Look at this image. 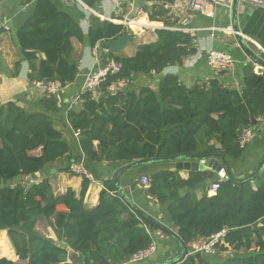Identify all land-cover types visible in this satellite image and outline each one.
<instances>
[{
    "label": "trees",
    "instance_id": "16d2710c",
    "mask_svg": "<svg viewBox=\"0 0 264 264\" xmlns=\"http://www.w3.org/2000/svg\"><path fill=\"white\" fill-rule=\"evenodd\" d=\"M83 1L90 7L97 2ZM22 2L30 6V15L17 30V42L22 59L29 62L31 80H53L66 86L80 72L73 38L96 47L129 32L123 24L91 15L85 33L80 23L85 15L80 10L74 14L58 0ZM143 10L149 20L171 25L164 17L169 10L161 5ZM156 32L157 40L141 44L133 56L109 50L110 58L121 63L120 71L100 84L97 96L86 92L80 109L68 112L72 128L79 131V146L86 164L212 151L235 160L242 158L246 147L240 146V134L254 119L264 116V72L256 73L254 66H246L240 90L225 86L218 79L188 87L172 74L162 77L158 91L148 86L110 89L118 81L182 64L185 57L196 53L189 32L168 28ZM40 53L45 55L43 59L39 58ZM20 64L21 61L16 63V70ZM41 104L36 110H26L13 101L0 105V183L7 182L0 187V230L8 231L15 252L23 261L2 257L0 264H62L66 260L65 247L36 229L41 219L51 221L58 239L81 254V264L126 262L153 240L146 226H157L118 192L111 193L117 191L112 180L106 182L99 204L93 208L84 201L90 184L88 177L83 178L79 193L70 187L59 195L54 193L48 178L28 189L23 182L8 184L17 177L44 170L71 152L72 144L52 118L51 113L59 109L57 98L48 94ZM38 148L39 155L31 154ZM164 162L170 168L149 176L147 192L160 204L168 205L172 223L186 247L184 258L174 264H264V169L255 178L239 183L218 180L214 195L198 198L196 190L210 173L191 171L184 178L179 170L171 168L172 160ZM65 169L69 171V165ZM222 229H227V233L219 249L227 251L232 247L235 254L217 261L214 255L189 252L188 244L193 239Z\"/></svg>",
    "mask_w": 264,
    "mask_h": 264
},
{
    "label": "crops",
    "instance_id": "0c3cea01",
    "mask_svg": "<svg viewBox=\"0 0 264 264\" xmlns=\"http://www.w3.org/2000/svg\"><path fill=\"white\" fill-rule=\"evenodd\" d=\"M58 1L63 7L74 14L80 11L84 13L85 16L80 18V23L83 31L87 33L90 27V17L95 14L81 8L78 2L77 4L79 6L77 5L76 7L67 0ZM189 1L176 0L175 4L172 5L159 1L147 2L146 0H97L96 6L91 7V9L116 19H119L122 13H126L131 4L142 9L143 7L152 9L154 6L161 5L169 10L168 14L164 17L171 25H166L161 20H149L148 16L139 17V21L136 23H146L150 26L144 30L145 32L138 33L139 35H136L133 40L126 44L120 52L124 56H133L141 44L156 41L158 38L156 30L159 28L172 29L177 26H185L184 28L196 30V35L193 36L196 53L185 57L182 64L168 65L160 73L153 72L150 75H137L129 80L118 81L111 86V90L122 89L125 86L132 88L148 86L158 91L162 77L167 74L177 76L188 87L195 83H208L212 79H218L223 85L240 90L243 87L246 66H254L255 72L258 74L264 72V68L254 63L243 50L237 36L233 33L234 31L228 30V28L236 25L247 46L264 60L263 7L251 8L238 1L235 12L232 10V5H217L214 8V14L210 16L191 8ZM28 7L30 8L22 0H0V105L13 101L26 110H36L42 107L41 99L44 96H48V94L45 90L33 86L32 80L29 77L31 73L29 62L22 59L21 50L17 42V30L24 19L30 15ZM116 7L117 9L115 11ZM146 18L150 23L145 20ZM136 23H133L136 28L141 26L136 25ZM73 45L75 48V56L79 60L80 72L74 82L63 86L61 101L58 103L59 109L51 113L55 126L62 132L64 138L72 144V149L63 159L48 165L42 171L36 172L38 173L36 175L39 176L38 181L45 178L50 180L56 195L65 193L70 187L78 193L82 188L84 177L73 174L65 169L69 165V161L74 159L73 157L70 158L71 155L83 156V152L79 146V137L74 135V129L68 119V112L71 109L78 110L81 107L73 105L72 101L80 93L86 75L92 70L106 64L110 58L107 48H102L99 45L96 47L84 45L76 38H73ZM210 49L230 53L235 59L232 70L220 73L214 71L207 63V52ZM38 56L40 59L45 57L42 53ZM18 61H21V64L16 70L15 65ZM252 128L255 131V137L246 146L245 155L237 160L227 157L234 174L239 178L252 173L264 156V116ZM214 142L213 140L210 143ZM216 146L219 148L220 144L216 142ZM40 153V148L31 151V154L34 155H39ZM130 163L133 162L102 161L92 162L87 165L91 173V178H89L90 184L86 191L84 201L88 208H93L99 204L100 193L106 188V182L112 180L115 183L114 176L116 172ZM167 168H170V164L164 161L136 164L130 169L123 170L120 173L119 181L128 198L134 203V206L146 214L151 215L155 220L163 223L170 230L178 233L168 212V205L160 204L155 198L149 195L147 187L141 182L142 175L151 176L152 173ZM171 168L173 170L176 169L174 162L171 164ZM190 172L187 170H179L180 175L184 178H187ZM206 172L212 175V172ZM33 175L17 177L14 180L8 181V184L12 186H15L18 182H23L24 184ZM4 184H7V182L2 181L0 187ZM254 187L257 186L254 185ZM115 192L117 191L111 193L116 194ZM215 193L216 191L211 189V183H207L206 180L196 190L198 198L204 195L212 196ZM36 229L58 244L66 245L63 240L58 239L51 221L47 219L39 220ZM146 229L156 241L157 248L145 263L167 262L181 256V247L174 236L158 227L152 229L146 226ZM227 251L219 249L218 253L214 255L215 260H224L227 257ZM2 257H7L16 262H23L15 252L8 236V231L5 229L0 230V258ZM122 264L136 263L126 261Z\"/></svg>",
    "mask_w": 264,
    "mask_h": 264
},
{
    "label": "built area",
    "instance_id": "2783aa9c",
    "mask_svg": "<svg viewBox=\"0 0 264 264\" xmlns=\"http://www.w3.org/2000/svg\"><path fill=\"white\" fill-rule=\"evenodd\" d=\"M74 1L78 2V4L81 6H85L89 12L94 13L95 15L100 17L102 20H108V21H112L115 23L119 22L120 24H123L129 30V32L133 31L135 36L139 35L136 32L135 28L133 27V23L139 21L140 16H132L133 17L132 19L130 18L131 16H128L127 14V15H123L119 19H116V18H113L112 16H105L101 14L100 12H98L97 10L91 9V7H89V5H87L82 0H74ZM239 2L245 5H248L251 8L253 7H263L264 8V0H239ZM189 4L191 8L197 11H200L203 14L211 16L214 14L215 6L217 5L231 6L233 4V0H190ZM116 9L117 7L115 8V11ZM131 10H135L139 15L145 14L142 8L136 7L133 4H131ZM149 26L150 25L145 23V24H141V26L138 28L142 30L144 27L148 28ZM184 27L185 26H179V27L177 26L172 29L183 30V31L189 32L192 36L196 35L195 29H187ZM228 30L233 31V28H228ZM107 50L109 51V49ZM207 63L214 71L220 73L223 71L232 70L235 64V59L228 52L210 49L207 52ZM120 69H121V63L116 61L114 58H109L106 64L89 72L86 75L85 82H84V85L80 93L74 97L72 104L76 106H80L83 100L82 97L86 92H92L95 96H97L99 94L98 88L100 84L103 81H105L110 74H115L119 72ZM32 84L33 86L37 88L44 89L47 94L55 96L58 100V103H60L61 92L63 91V86L58 81L35 79V80H32ZM74 135L79 137V131L74 130ZM254 137H255V131L252 128V126L245 127L243 129V132L239 136L240 146L246 147L253 140ZM69 172L76 174V175L83 176V177L91 178V173L87 167L84 154L80 159L70 160ZM36 174L38 173H35L33 176L29 177L24 182L26 189H28L30 185H32L33 183L38 182L39 176ZM141 182L142 184H144L145 187H149L150 177L147 175H142ZM217 188H218L217 181L212 182L211 189L213 191H216ZM226 233H227V229H222L221 231L211 236H200V237L193 239L188 244L189 252L191 254H195V253H201L205 255L217 254L219 251V245L224 243V238L226 236ZM156 248H157V244H156V241L153 239L146 248L138 250L137 252L132 254L127 261L130 263L141 264L147 261L153 255V253L156 251Z\"/></svg>",
    "mask_w": 264,
    "mask_h": 264
},
{
    "label": "water",
    "instance_id": "95a60500",
    "mask_svg": "<svg viewBox=\"0 0 264 264\" xmlns=\"http://www.w3.org/2000/svg\"><path fill=\"white\" fill-rule=\"evenodd\" d=\"M147 2H165L168 4L174 5L176 0H146ZM239 0H233L232 4V10L235 12L236 11V5ZM235 17V16H234ZM233 31L235 35L237 36L240 45L242 46L243 50L246 52V54L253 60L254 63H256L260 67H264V60H262L258 55H256L246 44L244 39L241 37V33L239 32V28L234 25ZM135 37V34L133 32H128L125 35H122L114 40L110 41H103L99 44L100 47L102 48H107L111 50L114 53H120L123 48L126 46L128 42L133 40ZM42 89V88H41ZM44 90V89H42ZM257 123V120L254 119L251 124L247 125L246 127L253 126ZM172 160L174 162L175 168L177 170H187V171H210L212 172V175L206 179L207 183H212L218 180H223V179H231L236 183L242 182L249 177L255 178V176L259 175L263 169H264V156L259 162L257 168L250 174H248L245 177L239 178L237 177L234 172L232 167L229 164V161L227 157L219 152V151H212L209 153H202V154H190L186 156H168L165 158H157V159H140L136 160L133 163L128 164L124 168L118 170L114 176V180L117 186V192L119 195L123 196L129 202L131 205L134 206V203L128 198L126 195L124 189L121 186V183L119 181L120 178V173L123 170H127L132 168L136 164H146L150 162H155V161H168ZM54 171V170H53ZM134 208L137 210L138 213L142 214L145 216L152 224H155L158 228L161 230L169 233L170 235L174 236L177 240L178 243L181 247V256L179 258H175L172 260H169L167 262H160V263H143V264H174L175 262L181 260L184 258L187 250L186 247L183 245V241L180 237V235L173 231L170 230L168 227H166L163 223L155 220L151 215L146 214L144 211L140 210L136 206ZM60 245V244H59ZM63 246V245H62ZM65 249L67 250V258L62 264H81V254L73 249L69 245H64Z\"/></svg>",
    "mask_w": 264,
    "mask_h": 264
},
{
    "label": "rangeland",
    "instance_id": "374dc122",
    "mask_svg": "<svg viewBox=\"0 0 264 264\" xmlns=\"http://www.w3.org/2000/svg\"><path fill=\"white\" fill-rule=\"evenodd\" d=\"M67 1H69V2H71L72 4H74V5H76L77 4V2L76 3H74L75 1L74 0H67ZM78 5V4H77ZM79 6V5H78ZM81 6V5H80ZM81 8H83V9H85V10H88L85 6H81ZM128 14V16H131L130 18H132L133 19V17L132 16H146L145 14H141V15H139L135 10H131V6L129 7V10L126 12V13H122V16L123 15H127ZM121 16V17H122ZM100 18V17H99ZM136 18V17H135ZM148 23H150L149 21H148V19L146 18L145 19ZM142 23H140V22H138V23H136V25H141ZM135 30H136V32L137 33H141V32H143L144 30H146V27H144L142 30L140 29V28H135ZM133 32V31H132ZM145 32V31H144ZM245 155V154H244ZM245 157V156H244ZM239 161V160H238ZM232 254H235V250L232 248V247H229V249H228V251H227V255H232Z\"/></svg>",
    "mask_w": 264,
    "mask_h": 264
},
{
    "label": "bare ground",
    "instance_id": "6f19581e",
    "mask_svg": "<svg viewBox=\"0 0 264 264\" xmlns=\"http://www.w3.org/2000/svg\"><path fill=\"white\" fill-rule=\"evenodd\" d=\"M134 23H136V22H134ZM133 27L136 28V27L134 26V24H133Z\"/></svg>",
    "mask_w": 264,
    "mask_h": 264
}]
</instances>
